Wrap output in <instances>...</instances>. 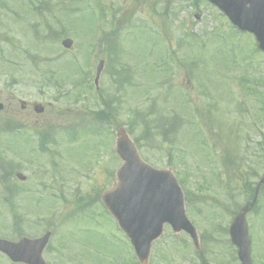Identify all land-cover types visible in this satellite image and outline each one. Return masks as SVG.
<instances>
[{"label":"rangeland","instance_id":"374dc122","mask_svg":"<svg viewBox=\"0 0 264 264\" xmlns=\"http://www.w3.org/2000/svg\"><path fill=\"white\" fill-rule=\"evenodd\" d=\"M35 5L39 17L26 0H0V102L44 105L33 132L45 128L54 143L42 155L35 136L29 146L20 133L0 139L10 150L0 149V164L11 167L0 170V238L51 232L47 264H135L101 205L122 164L115 148L124 128L146 163L176 176L200 236L197 254L189 236L165 227L149 264H239L228 230L248 201L246 187L264 177V54L255 39L203 0ZM65 39L74 41L70 51ZM101 97L111 102L107 124L95 120ZM11 185L17 194L4 203ZM263 193L247 216L254 264H264ZM82 203L92 207L76 212ZM0 264L12 263L0 256Z\"/></svg>","mask_w":264,"mask_h":264},{"label":"water","instance_id":"95a60500","mask_svg":"<svg viewBox=\"0 0 264 264\" xmlns=\"http://www.w3.org/2000/svg\"><path fill=\"white\" fill-rule=\"evenodd\" d=\"M209 1L240 30L254 34L264 51V0ZM72 44L70 40L63 43L67 49ZM103 68L104 63L101 62L97 70V85ZM37 112L42 113L43 108L38 107ZM117 152L124 165L118 172V184L104 196V202L130 238L139 260L147 264L152 243L162 235L166 224L171 225L176 232L190 234L199 248L196 230L186 217L183 194L174 176L170 172L156 171L143 163L124 131L118 134ZM19 177L24 179L21 175ZM248 210H243L230 229L232 243L238 248L242 264H251V243L246 222ZM48 238L49 235L40 240H24L20 244L0 240V251L15 260L20 259H17L18 255L25 254L29 259L23 258V262L44 264L42 252Z\"/></svg>","mask_w":264,"mask_h":264},{"label":"flooded vegetation","instance_id":"af4514ba","mask_svg":"<svg viewBox=\"0 0 264 264\" xmlns=\"http://www.w3.org/2000/svg\"><path fill=\"white\" fill-rule=\"evenodd\" d=\"M14 104H17V105L19 104L18 106L20 110H18L17 107H14ZM35 105L36 103H28L25 101H20L14 96L10 97V99H7L6 105H4V107L2 108L3 110L0 112L1 114L2 113L6 114L2 118L4 125H2V127L0 128V139L2 138V136L8 135V133L5 132V129L7 128V124H10L11 129L18 130L19 126H21V130L26 129V131L24 130L15 131L12 133H20L24 136H27L28 137L27 141H28L30 134L32 133V131H34L35 125L39 124L35 116L36 115ZM0 147L2 150L10 151L8 148H5L1 145Z\"/></svg>","mask_w":264,"mask_h":264}]
</instances>
